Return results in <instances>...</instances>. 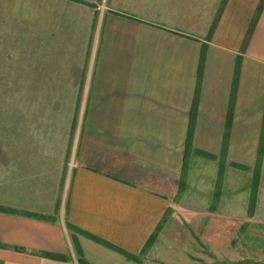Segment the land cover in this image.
Instances as JSON below:
<instances>
[{
  "label": "crops",
  "instance_id": "1",
  "mask_svg": "<svg viewBox=\"0 0 264 264\" xmlns=\"http://www.w3.org/2000/svg\"><path fill=\"white\" fill-rule=\"evenodd\" d=\"M11 1L29 98L0 115V264H140L93 237L139 256L196 175H262L261 0Z\"/></svg>",
  "mask_w": 264,
  "mask_h": 264
},
{
  "label": "rangeland",
  "instance_id": "2",
  "mask_svg": "<svg viewBox=\"0 0 264 264\" xmlns=\"http://www.w3.org/2000/svg\"><path fill=\"white\" fill-rule=\"evenodd\" d=\"M11 0L0 2V20L5 33L13 34V10ZM24 17L28 9L24 8ZM23 17V19H24ZM23 25H25L23 21ZM8 32H7V31ZM21 41L27 54L22 60H14L7 53L0 60V115L6 119V132L12 128L15 99L29 98L28 71L30 67L29 30L22 29ZM26 36V37H24ZM6 46L14 42V36L1 37ZM7 47V51L9 46ZM5 48V47H4ZM12 48V46H11ZM3 49V48H2ZM5 52V50H1ZM21 88V93L17 89ZM3 121H0L2 124ZM216 166L217 164L214 163ZM201 179L196 175L197 186L207 182V188L187 190L185 197L178 201L163 219L164 228L151 248L140 253V264H264V172L257 190V202L251 212V191L253 173L230 171L223 179L216 180L215 173ZM218 177V176H217ZM223 177V176H222ZM220 178V177H219ZM204 182H203V181ZM219 191L218 200L214 205ZM195 192L198 195H195ZM214 195V196H213ZM214 205V206H213ZM127 258V257H126ZM128 260H131L127 258ZM121 264V263H117Z\"/></svg>",
  "mask_w": 264,
  "mask_h": 264
},
{
  "label": "trees",
  "instance_id": "3",
  "mask_svg": "<svg viewBox=\"0 0 264 264\" xmlns=\"http://www.w3.org/2000/svg\"><path fill=\"white\" fill-rule=\"evenodd\" d=\"M227 0H223V4L226 2ZM264 9V0H261L258 7H257V10H256V13H255V16H254V19L252 21V24L250 26V29L248 31V34H247V37H246V40H245V44L247 45L248 41H249V38L252 34V31L254 30L255 26H256V23L262 13ZM216 24V21L214 22V25L212 28H214ZM264 143V135H263V139L261 141V145H263ZM261 163H262V158L259 157L258 159V163L257 165L255 166L254 168V173H253V179H252V191H251V212H253L254 210V206H255V200H256V195H257V190H258V186H259V181H260V178H261V174H260V170H261ZM245 168H248V167H245ZM170 211V210H169ZM162 226H163V222H160L159 225L157 226L156 230L153 232V234L151 235V237L148 239L147 243L145 244L143 250H142V254H144V252H146V250H148V248H150L155 240L157 239V234L158 232L162 229ZM93 239L107 245L108 247L124 254L127 258H130L134 261H138L140 258L139 256L137 255H134V254H130L126 251H124L123 249L115 246V245H112L111 243H108L102 239H99L97 237H93Z\"/></svg>",
  "mask_w": 264,
  "mask_h": 264
}]
</instances>
